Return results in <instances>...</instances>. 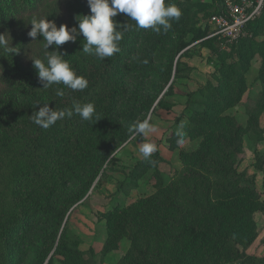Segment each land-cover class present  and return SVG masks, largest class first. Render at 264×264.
Segmentation results:
<instances>
[{"label":"trees","instance_id":"1","mask_svg":"<svg viewBox=\"0 0 264 264\" xmlns=\"http://www.w3.org/2000/svg\"><path fill=\"white\" fill-rule=\"evenodd\" d=\"M217 1L220 4L218 14L224 11V5L222 0ZM169 3L178 6L182 15L171 21V28L166 32L138 28L134 21L120 13L117 22L128 23L131 27L119 42L120 51L104 60L82 51V35L75 42L58 46L55 50L64 56L78 76L88 81L83 91H72L62 84L43 88L39 82L32 59L45 58L44 41L41 36L35 41L28 36L29 22L34 17H46L55 22L57 28L62 24L74 27L77 15H91L87 0H0V34L10 38V47L19 49L9 55L0 50V170L4 167L5 154L10 159L17 156L22 159L21 167H15L9 194L0 199V264H53L49 253L56 240L55 251L65 249L74 255L96 256L92 248L79 250L78 240L74 242L70 238L75 237L63 224L68 208L83 197L90 180L74 191L69 202L54 201L55 192L70 178H76L78 167L91 160L94 145L100 138L118 142L128 138L142 111L152 106L153 99H146L136 107L128 106L127 101L118 111L125 100L128 75L135 67L131 64L141 57L137 54L138 44L143 45L147 59L162 61L157 70H145L146 75L154 72V78H161L160 89L172 76L174 82L180 75L179 57L185 55L188 47L205 31L198 29L187 39L189 30L184 21L193 11L192 3L165 0V4ZM245 31L236 45L234 41L226 43L229 51L221 45L216 46L214 53L221 64L212 75L214 81H208L188 95L184 109L186 129L190 134L201 136V141L197 149L181 154L194 166H185L173 183L164 184L158 168L163 160L156 151L150 160L143 158L130 171L131 180H134L152 169L155 191L136 200L119 214L120 218H111V235L104 251L117 248L121 237L131 242L119 262L264 264V256L255 257L241 251L236 237L240 230L249 226L254 208L264 210V198L259 203L249 184L233 186L231 182L216 181L229 178L242 182L233 164L242 148L241 135L246 130L239 124L227 123V115L219 118L218 124L209 120L216 116L210 115L214 108L223 111L231 103L239 102L244 93L240 73L242 48L251 52L257 50L260 54L257 78L263 85L261 95H264V41H254V37L264 31V1L260 14L246 24ZM53 50L49 46L48 51ZM231 52L236 59L227 63ZM57 89H62L65 95L57 96ZM88 102L94 104L95 116L91 121H84L74 112L73 106ZM38 103H48L55 110H73V114L43 129L32 120L39 110ZM15 139L23 143L16 152L9 148ZM99 167L88 170L87 176L92 178ZM37 217L49 220V227L41 236L25 237V231ZM80 264L94 262L81 260Z\"/></svg>","mask_w":264,"mask_h":264},{"label":"rangeland","instance_id":"2","mask_svg":"<svg viewBox=\"0 0 264 264\" xmlns=\"http://www.w3.org/2000/svg\"><path fill=\"white\" fill-rule=\"evenodd\" d=\"M189 1L192 3L193 11L184 21L185 27L189 30L187 39L197 33L198 29L205 33L188 47L185 55L179 57L180 75L174 82L172 76L165 87L160 89L161 78H154L152 76L154 72L146 75L145 70L147 68L151 71L157 70L162 65V61L147 59L143 45L138 44L137 54L141 57L131 64L135 67L128 75L125 100L118 109V111L122 110L127 101H129L128 106L136 107L146 99H153L152 106L149 110L142 111L137 123L148 119L155 131L143 137L133 138L131 134L120 142L100 138L98 144L94 145L91 160L78 167L76 178H70L55 192L54 201L60 200V204L65 200L69 202L76 190L80 189L87 179L90 180L89 189L83 197L68 208L63 224L67 225L75 237L70 238L73 241L78 240L76 247L79 250L86 251L92 248L96 256L74 255L65 249L55 251L56 240L49 253L53 264H80L81 260L93 261L94 264H126L119 260L130 247L131 242L127 237L118 240L117 248L106 252L104 249L111 235V218H120L119 214L126 211L136 200L155 191L152 169L140 174L134 180L130 177L134 165L143 159L139 153L142 142H153L157 145V151L163 160L159 162L158 168L164 184L173 183L185 166H194L191 160L184 159L181 154L197 149L201 141V136L197 133L190 134L186 129L187 118L184 110L186 101L189 93L196 91L208 81H214L212 75L221 64V59L217 53H214L216 46L221 45L225 51H229L230 47L226 45L228 41L215 34V28L211 23V17L217 14L220 8L218 1ZM221 2L223 4V0ZM118 15L113 18L115 22L118 21ZM245 34L246 31L242 36ZM239 39L234 41L235 45ZM254 41H264V31L257 34ZM241 52L243 56L240 73L244 80V93L239 102L231 103L223 111L214 108L210 115L216 114V116L209 120L218 124L221 122L219 118L227 115V123L239 124L246 130L241 135L242 148L236 154L233 164L242 182L229 178L223 180L219 178L216 181L231 182L233 186L249 184L255 190L256 200L260 203L264 198V95H261L263 85L257 78L261 57L257 50L251 52L242 48ZM231 53L227 63L236 59L234 52ZM170 85L171 89H169ZM255 126L253 131H249ZM178 130L183 131L184 135L177 136ZM22 144L20 139H15L9 144V148L16 152L22 148ZM21 164L22 159L19 156L10 159L5 154L4 167L0 170V199L9 194V186L16 174L15 167H21ZM97 165H100L97 173L92 175V178L87 176V171H93ZM252 200H255V197ZM115 205L119 209L115 210ZM252 211L249 226L240 230L236 236L239 239L237 247L248 255L262 257L264 256V210L254 208ZM47 227L49 220L37 217L31 221L24 236L27 238H31L33 234L41 236Z\"/></svg>","mask_w":264,"mask_h":264},{"label":"clouds","instance_id":"3","mask_svg":"<svg viewBox=\"0 0 264 264\" xmlns=\"http://www.w3.org/2000/svg\"><path fill=\"white\" fill-rule=\"evenodd\" d=\"M91 15H77L76 26L68 28L60 25L57 28L55 22L44 18H32L29 22L31 29L28 36L36 40L38 36L43 37V49L45 58L32 59L33 67L37 70L39 82L43 88L54 84H62L72 91H83L88 86V81L83 76H78L64 56L57 50L58 46L66 42H75L78 36L83 37V52L93 55L100 60L111 57L120 51L119 42L123 39L131 25H123L114 21L118 14H125L136 27L152 29L155 32L168 31L171 28V21L178 20L181 9L175 4H165V0H87ZM10 38L0 34V50L16 53L19 49L10 47ZM49 46L53 51L49 52ZM56 95H65L62 89H57ZM39 110L32 116L33 123L37 126L48 129L58 120L71 116L74 112L84 121H91L95 116V106L92 102L85 104L76 103L73 110L61 111L50 108L48 103L37 104ZM99 118L96 119V121ZM155 128L148 119L134 125L130 132L132 137H143L154 132ZM183 131H177V136H183ZM157 151V145L153 142H142L139 153L145 160H150Z\"/></svg>","mask_w":264,"mask_h":264},{"label":"built area","instance_id":"4","mask_svg":"<svg viewBox=\"0 0 264 264\" xmlns=\"http://www.w3.org/2000/svg\"><path fill=\"white\" fill-rule=\"evenodd\" d=\"M264 0H223L224 11L211 17L215 34L228 42L245 32L246 24L260 14Z\"/></svg>","mask_w":264,"mask_h":264}]
</instances>
